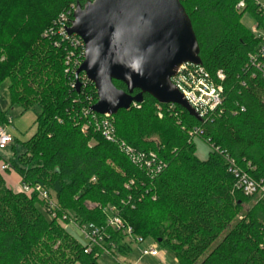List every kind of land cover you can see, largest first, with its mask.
I'll list each match as a JSON object with an SVG mask.
<instances>
[{
	"label": "trees",
	"instance_id": "obj_1",
	"mask_svg": "<svg viewBox=\"0 0 264 264\" xmlns=\"http://www.w3.org/2000/svg\"><path fill=\"white\" fill-rule=\"evenodd\" d=\"M86 1L0 0V85L9 80L11 106L38 109L36 132L19 150L13 136L10 166L0 170V264H99L105 246L114 253L107 241L86 252L36 192L9 186V172L48 189L60 216L104 226L122 254L126 233L108 225L109 207L178 264H264V195L244 194L229 170L232 162L264 187V74L249 61L259 40L244 22L248 13L264 29V7L257 0H244L242 8L241 0H180L201 66L223 86L222 103L196 118L144 94L110 115L114 136L107 139L96 124L104 115L92 110L95 85L81 72L77 90V71H65L74 47L58 32L60 16L71 23ZM0 123H10L2 109ZM195 128L203 133L192 136ZM195 136L211 146L204 160ZM120 142L143 161H133Z\"/></svg>",
	"mask_w": 264,
	"mask_h": 264
},
{
	"label": "water",
	"instance_id": "obj_2",
	"mask_svg": "<svg viewBox=\"0 0 264 264\" xmlns=\"http://www.w3.org/2000/svg\"><path fill=\"white\" fill-rule=\"evenodd\" d=\"M68 32L84 42L77 90L84 72L97 90L96 113L116 114L149 94L199 118L172 80L182 64L202 65L199 42L180 0H87L75 9Z\"/></svg>",
	"mask_w": 264,
	"mask_h": 264
},
{
	"label": "built area",
	"instance_id": "obj_3",
	"mask_svg": "<svg viewBox=\"0 0 264 264\" xmlns=\"http://www.w3.org/2000/svg\"><path fill=\"white\" fill-rule=\"evenodd\" d=\"M238 8L244 7V0H241ZM76 8H74L75 11ZM58 21V32L64 38H69L74 50L70 51L67 55L66 60V73L72 74L78 70L80 65L84 60L85 45L81 37L76 34H69L68 29L72 25L69 23V16L62 14ZM74 19V18H73ZM71 19V20H73ZM256 39L259 40V46L257 50L249 55V61L257 68L263 71L264 74V29L252 28ZM217 77L220 81L225 79L224 73L220 70L217 72ZM84 78L90 81L86 74L84 73ZM174 84L181 90L189 103L198 112L199 116H203L208 109H215L222 103L223 100V86L220 82L214 81L208 73H206L201 65H195L191 63L182 64L177 74L172 77ZM80 81V79H79ZM92 82V81H91ZM76 85V84H75ZM104 117L101 121H97V128L101 129L103 135L107 139H113V126L112 122L109 120L112 114H103ZM10 122V119H9ZM87 129V126L83 127V131ZM197 133H203L201 129L195 128L191 134L194 136ZM13 141V135L8 131L7 125L0 123V170L3 171L9 168L10 164L6 159L5 151L9 148ZM120 147L127 154H129L133 161L142 162L143 155L135 153L134 149L129 146L126 142H120ZM154 159H148L145 161L147 165H151ZM155 167V166H153ZM157 170L161 169V166L156 167ZM155 168V169H156ZM236 178V186L238 189L246 195H254L258 193L264 187H261L258 182L250 177V175L236 167L231 162V167L229 169ZM20 189L26 193L36 192L41 199H44L47 203V210L53 218L64 227H68L70 223L75 224L83 233L86 239V252H91L96 246L104 247L103 244L107 241V246L111 250L116 248V244L110 239V234L107 232L104 226H98L95 224H80L78 221L69 219L68 214H63L60 216L56 211V204L51 197L48 189L42 187L41 185H28L25 183L20 184ZM107 213V223L109 226L115 227L116 229H122L126 233V236L133 237V239L142 244L145 238L141 235H137L131 226H124L122 219L117 215L115 207H109L106 209ZM72 221V222H71ZM68 223V224H67ZM110 239V240H109ZM104 252L109 254V249L104 247ZM143 256H159L160 249L157 245L151 244L146 246L142 252Z\"/></svg>",
	"mask_w": 264,
	"mask_h": 264
},
{
	"label": "rangeland",
	"instance_id": "obj_4",
	"mask_svg": "<svg viewBox=\"0 0 264 264\" xmlns=\"http://www.w3.org/2000/svg\"><path fill=\"white\" fill-rule=\"evenodd\" d=\"M264 7V0H257ZM244 22L250 27L256 30L262 29L259 24V21L253 18L250 14L246 13L244 15ZM253 32V31H252ZM254 34V32H253ZM255 35V34H254ZM8 85L9 80L5 81L0 85V109L7 111L8 119L10 123H7L8 131L19 141L18 150L21 147L20 142L29 140L37 129V108H31L29 110H23L20 106L14 105L11 106L9 94H8ZM5 125V124H4ZM193 143L196 146V155L204 160L207 158L211 146L208 142L203 140L199 136L193 138ZM5 154H12V149L9 148L5 151ZM259 194L264 195V189H261ZM254 203V200L250 201L249 204H246V207ZM69 225L66 226L82 243H86V239L82 231L73 223L68 221ZM72 222V221H71ZM68 224V223H67ZM151 244L157 245L153 240L146 239L142 244L137 243L133 237L125 236L123 240V245H125V253L122 254L116 248L114 249L113 255H110L106 252H103L98 258L99 264H178L175 257L171 253L161 250L159 256H143L142 252L146 246ZM158 246V245H157Z\"/></svg>",
	"mask_w": 264,
	"mask_h": 264
},
{
	"label": "crops",
	"instance_id": "obj_5",
	"mask_svg": "<svg viewBox=\"0 0 264 264\" xmlns=\"http://www.w3.org/2000/svg\"><path fill=\"white\" fill-rule=\"evenodd\" d=\"M3 176L7 180V183L9 184V186H11L15 190L20 189V184L22 182L18 174H16L15 172H9V173L3 174Z\"/></svg>",
	"mask_w": 264,
	"mask_h": 264
}]
</instances>
